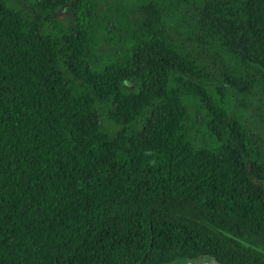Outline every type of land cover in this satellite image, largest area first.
<instances>
[{"label": "trees", "instance_id": "16d2710c", "mask_svg": "<svg viewBox=\"0 0 264 264\" xmlns=\"http://www.w3.org/2000/svg\"><path fill=\"white\" fill-rule=\"evenodd\" d=\"M29 6L0 0V264H264V0Z\"/></svg>", "mask_w": 264, "mask_h": 264}, {"label": "rangeland", "instance_id": "374dc122", "mask_svg": "<svg viewBox=\"0 0 264 264\" xmlns=\"http://www.w3.org/2000/svg\"><path fill=\"white\" fill-rule=\"evenodd\" d=\"M30 1H33V0H8L9 4L11 6H14L15 9L23 12L26 15H31L33 17L35 14H33L32 11L30 10V6H29ZM64 16H69L66 10H62L56 15V17L58 18H64ZM110 43L112 47H114L115 49L117 48L115 47L117 43H115L114 40H112ZM190 109H191L192 114L197 113L195 103L191 105ZM105 115H106V109L102 111L103 118H105ZM170 264H216V263L209 258H199L197 260H184V259L176 260Z\"/></svg>", "mask_w": 264, "mask_h": 264}]
</instances>
